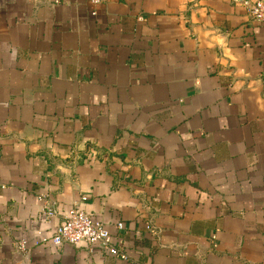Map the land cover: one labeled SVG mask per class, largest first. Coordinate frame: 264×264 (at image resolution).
Masks as SVG:
<instances>
[{"label":"crops","instance_id":"obj_1","mask_svg":"<svg viewBox=\"0 0 264 264\" xmlns=\"http://www.w3.org/2000/svg\"><path fill=\"white\" fill-rule=\"evenodd\" d=\"M55 1L0 0V264H264V24ZM74 207L125 259L39 243Z\"/></svg>","mask_w":264,"mask_h":264},{"label":"built area","instance_id":"obj_2","mask_svg":"<svg viewBox=\"0 0 264 264\" xmlns=\"http://www.w3.org/2000/svg\"><path fill=\"white\" fill-rule=\"evenodd\" d=\"M102 0H90L93 6L99 4ZM58 1L56 0L55 3ZM242 6L244 7L248 18L257 24H264V0H242ZM91 16L95 15V11L90 13ZM46 195L39 194L37 196L38 201L42 207L40 209V215L45 219H51L56 215V211L53 204H45ZM45 204V205H44ZM123 225L117 223L116 230L122 229ZM39 243L42 245L51 244L54 246H61L64 244L77 245L78 243H84L88 246L90 251L100 249L108 252L114 257L125 259V255L121 254L117 249L111 246V235L98 220L91 219L82 210L74 207L69 209L61 217V221L54 229L52 234L48 237L40 236ZM17 251L24 252L26 250V242L19 240L15 243Z\"/></svg>","mask_w":264,"mask_h":264}]
</instances>
